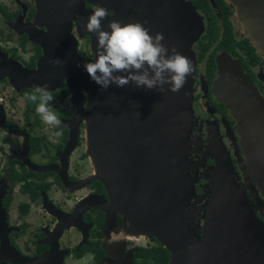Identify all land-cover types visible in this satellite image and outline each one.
Wrapping results in <instances>:
<instances>
[{"label": "flooded vegetation", "instance_id": "1", "mask_svg": "<svg viewBox=\"0 0 264 264\" xmlns=\"http://www.w3.org/2000/svg\"><path fill=\"white\" fill-rule=\"evenodd\" d=\"M49 1L0 0V60L26 70L40 63L52 73L58 86L51 90V106L63 122L49 129L27 99L33 89L0 78V264H168L170 250L145 226L144 215L138 216L144 196L156 197L149 209L158 204L170 213L177 203L182 214L195 212L207 197L195 202L193 197L207 193V177H220L213 168L226 156L228 177H235L264 223V49L250 38L234 6L222 0L225 7L218 12L206 0L210 14L186 0L203 20L201 35L211 15L213 31L210 40L192 46L193 124L177 163L181 173L177 168L157 184L155 177H116L113 200L92 161L84 117L78 119L69 102L70 87L78 85L83 95L75 105H85L78 76L94 61L90 40L64 16L70 14ZM82 7L96 6L82 2ZM131 11L139 14L138 7ZM223 57L242 77H235L234 65L219 77L217 58ZM56 59L61 63H53ZM185 177L192 184L185 185Z\"/></svg>", "mask_w": 264, "mask_h": 264}, {"label": "water", "instance_id": "2", "mask_svg": "<svg viewBox=\"0 0 264 264\" xmlns=\"http://www.w3.org/2000/svg\"><path fill=\"white\" fill-rule=\"evenodd\" d=\"M228 1L250 38L264 49V0ZM82 2L103 6L111 12L102 22L105 30L111 19L123 24L139 22L151 35L162 33L164 44L188 57L193 65L192 46L204 27L193 18L198 19V15L186 0H50L52 6H60V10L70 14L64 16L88 35L95 60L96 37L83 28L93 9L85 10ZM132 7H138L139 14H134ZM223 58L219 59L227 64L229 60ZM0 61V78L6 77L15 87L33 89L47 84L51 91L58 86V80L53 83L52 73L44 72L40 63L36 69L26 70L5 57ZM218 62L221 77L233 67ZM235 68V77H242L239 68ZM192 74L179 92L167 91L169 86L165 85V91L159 93L131 83L122 88L113 84L104 90L85 71L78 76L84 90V106L79 102L75 105L83 95L78 93V85L70 87L69 102L78 119L84 117L92 161L100 177L106 178L113 200L116 177H155L157 184L167 174L175 173L191 125ZM227 78L224 76V80ZM226 167L218 163L213 173L220 177H209L211 196L197 230L183 221L182 208L177 203H171L170 213L158 204L151 209L156 197L150 195L144 196L145 207L134 208L140 218L144 215L145 226L170 250L168 264L171 260L172 264H264V223L251 211L247 197L235 177H228L231 170Z\"/></svg>", "mask_w": 264, "mask_h": 264}, {"label": "clouds", "instance_id": "3", "mask_svg": "<svg viewBox=\"0 0 264 264\" xmlns=\"http://www.w3.org/2000/svg\"><path fill=\"white\" fill-rule=\"evenodd\" d=\"M108 9L97 5L83 25L84 31L96 37L95 60L84 64L88 76L101 89L110 85L125 87L129 83L159 93L179 92L194 71L192 61L164 44L162 33L150 34L143 24H123L115 19L102 23L110 16ZM53 63H61L56 59ZM27 99L36 105L35 113L49 129L63 127L58 113L51 106L53 94L49 85L34 86ZM140 115V114H139ZM53 135H62L54 131Z\"/></svg>", "mask_w": 264, "mask_h": 264}, {"label": "rangeland", "instance_id": "4", "mask_svg": "<svg viewBox=\"0 0 264 264\" xmlns=\"http://www.w3.org/2000/svg\"><path fill=\"white\" fill-rule=\"evenodd\" d=\"M236 27V26H235ZM193 51V50H192ZM194 53V52H193ZM227 59H228V57H227ZM193 60H194V57H193ZM229 60V59H228ZM217 61H221V66H224V65H226L227 66V64L229 65V66H231V65H234V66H236L235 64H233L232 62V60H229V62L226 64V63H223L222 62V60H220L219 58H217ZM231 61V62H230ZM220 62H218V64H219ZM220 78H221V75L219 76ZM244 79V78H243ZM225 105H226V103H225ZM237 109V108H236ZM192 111V110H191ZM235 112H236V114L237 113H240L239 111H237V110H235ZM238 115V114H237ZM240 116V120L242 121V122H245L246 120H247V117H245V116H243V115H239ZM192 124H193V121H192V113H191V125H190V127L192 126ZM244 125V124H243ZM243 125H242V127H243ZM190 129V128H189ZM250 130V129H249ZM189 132H190V130H188V132H187V145H188V143H189ZM245 140V139H244ZM245 142H246V140H245ZM246 143H248V142H246ZM183 151V150H182ZM181 155V154H180ZM179 159V158H178ZM227 159H228V157L226 156L225 158H224V165L225 164H227L228 166V168L226 167L225 169L227 170V169H229V170H231V168H230V164L228 163L229 161H227ZM219 162V161H218ZM178 165V164H177ZM218 167V166H217ZM216 167V168H217ZM179 168V167H178ZM180 169L181 168H179L178 170H177V174H180L181 173V171H180ZM214 169V168H213ZM179 171V172H178ZM231 172H232V170H231ZM175 178H177V177H174V179ZM185 178H189V182H184V184L185 185H189V184H192V179H191V177H185ZM179 179H183L182 177H180ZM207 182H208V186L206 187H204L205 189H204V191L205 192H207L206 194H204V193H200V194H197V195H195L194 197H193V202H195L196 200H198L199 198H203V197H207V198H205V200L202 202V205H200V206H198L197 208H196V210H195V212H191V213H188V212H186V213H184V214H182V216H183V221L187 224V226H189V227H191L192 226V229L193 230H197V228L200 226V219H202V217H203V210L205 209V206H206V204H207V202L209 201V199H210V196H211V188H210V182H209V177H207ZM248 203H249V201H248ZM199 212H201L200 214H199ZM195 217H196V219H195ZM194 220H196L195 221V223H194ZM203 220V219H202Z\"/></svg>", "mask_w": 264, "mask_h": 264}, {"label": "trees", "instance_id": "5", "mask_svg": "<svg viewBox=\"0 0 264 264\" xmlns=\"http://www.w3.org/2000/svg\"><path fill=\"white\" fill-rule=\"evenodd\" d=\"M195 1L196 6H198V8L202 11V12H207L211 14V9L209 7V4L207 3L206 0H193V2ZM213 4L216 6L217 11L221 12L223 10V7H225L222 4V0H212ZM208 23H207V27L205 29V33H203V35H201V37L199 39L203 40H210L211 38V31H213V27H211L213 25V17L208 16Z\"/></svg>", "mask_w": 264, "mask_h": 264}, {"label": "bare ground", "instance_id": "6", "mask_svg": "<svg viewBox=\"0 0 264 264\" xmlns=\"http://www.w3.org/2000/svg\"><path fill=\"white\" fill-rule=\"evenodd\" d=\"M197 13V12H196ZM196 15H198V19H197V17H193L194 19H195V21H199L200 22V25H201V28H202V26H204L203 25V20L201 19V17H200V15L197 13ZM195 23V22H194ZM85 73V72H84ZM83 73V74H84ZM83 74H81V75H83ZM169 264H172V260L169 262Z\"/></svg>", "mask_w": 264, "mask_h": 264}]
</instances>
